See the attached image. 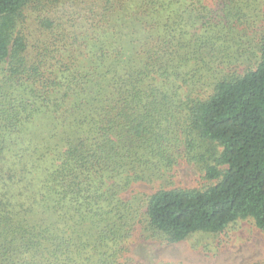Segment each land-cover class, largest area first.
Here are the masks:
<instances>
[{"label":"trees","instance_id":"1","mask_svg":"<svg viewBox=\"0 0 264 264\" xmlns=\"http://www.w3.org/2000/svg\"><path fill=\"white\" fill-rule=\"evenodd\" d=\"M241 2L0 0V264H138L137 223L264 232V32L226 60ZM180 159L214 184L120 196Z\"/></svg>","mask_w":264,"mask_h":264},{"label":"rangeland","instance_id":"2","mask_svg":"<svg viewBox=\"0 0 264 264\" xmlns=\"http://www.w3.org/2000/svg\"><path fill=\"white\" fill-rule=\"evenodd\" d=\"M241 11L242 17L240 18H242L243 25L237 27L236 22L233 26L235 30L230 39L235 41L227 44L230 47H227L226 60L235 64L241 63L242 67H245L258 59V55L254 57L252 54L257 50L258 39L264 32V0H255L247 7L241 2ZM185 93H188V90H185ZM184 132L186 131L183 128L176 132V136L179 137L176 146L179 147L180 152L182 141L187 138ZM205 150L206 148L202 149L203 152ZM180 155L178 157H184ZM153 161L156 162L155 159ZM205 169L206 164L202 159L197 162L180 159L171 168L163 167L162 170L165 173L162 179L132 184L120 196L129 200L133 197L152 195L163 188L204 189L214 184L206 178ZM149 235V232L137 223L134 236L129 244V256L138 264L264 263V232L258 229L250 219L239 220L221 234L197 235L175 244L152 236L150 238Z\"/></svg>","mask_w":264,"mask_h":264}]
</instances>
